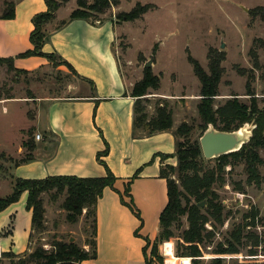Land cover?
<instances>
[{"label": "rangeland", "instance_id": "rangeland-1", "mask_svg": "<svg viewBox=\"0 0 264 264\" xmlns=\"http://www.w3.org/2000/svg\"><path fill=\"white\" fill-rule=\"evenodd\" d=\"M13 1L17 4L18 0H0V15ZM58 1L60 7L55 12V20L46 25L47 32L57 28L78 7V0ZM86 2L89 4L93 0ZM147 4L151 6L148 12L138 18L130 16L137 5ZM259 5H264V0H119L104 13H94L92 19H111L114 22V52L131 93L135 86L141 85L147 69L157 78L156 86L144 84L140 99L149 115L155 114L157 106L166 104L173 110L174 125L187 123L193 128V138L198 139L201 135V117L198 112L201 83L189 57L196 58L209 71V52H224L226 59L222 65L225 72L214 107L225 104L233 98V94L242 102L250 103V97L246 95L247 76L253 66L249 52L256 38H264V22L251 14V10ZM258 53L264 65V50L259 49ZM151 58L154 60L153 66L145 67ZM46 59L49 60V66L20 73L16 78L6 65L0 67V198L13 192L16 185L13 174L21 178V173L17 174L15 170V164L28 156L25 142L34 141L37 132L43 135L46 132L45 126L35 123L39 102L42 99L45 103L53 98L79 96L90 90V86L74 75L67 65L58 59ZM242 70L248 74L243 76ZM260 75L261 71L255 72L256 79L252 87L259 108H263L264 85ZM173 151L171 163L176 166L178 157L176 150ZM259 155L263 160V163L258 164L262 178L259 184L249 181L246 164L240 158L232 157L220 171L224 181L215 184L214 190L223 204V221H209L205 225L209 237L202 248L203 256L194 260L176 252L183 242L180 236L188 228L187 216L182 217L181 223L172 226L175 235L168 241L174 250V264H193L194 261L196 264H211L212 258L216 256L224 258L223 264H264V148L259 149ZM202 163L206 170L219 172L215 159L203 157ZM169 175L177 181L179 190H183L178 168L169 170ZM43 196L46 207L45 230L34 232L28 253L38 246L51 249L54 239L74 242L80 249L91 253L94 241L92 213L84 209L75 221H71L68 212L60 207L65 197L50 201L47 194ZM25 201L20 197L0 215V243L5 246L4 251L15 254L26 251L32 212L27 209ZM195 201L192 198V202ZM208 206L207 199L203 208ZM255 212L258 214L253 222L245 226V216ZM240 225L243 243L235 244L239 251L217 255L220 248L227 247L228 240H234V232ZM164 241L159 244L155 257H152L156 264H165V259L170 257L163 252ZM253 252L256 254L251 255ZM2 253L3 250L0 264H23L19 261L20 257L10 258ZM159 258L163 260L162 263L158 262Z\"/></svg>", "mask_w": 264, "mask_h": 264}, {"label": "crops", "instance_id": "crops-1", "mask_svg": "<svg viewBox=\"0 0 264 264\" xmlns=\"http://www.w3.org/2000/svg\"><path fill=\"white\" fill-rule=\"evenodd\" d=\"M45 10V0H18L15 17L0 18V56L15 58L33 48V18ZM114 43L111 19L97 23L74 19L50 30L45 52L59 54L95 87L91 90L87 83L89 93L45 103L42 99L35 123L45 126L46 132H37L40 139L35 135L33 160L15 165L21 178L104 177L107 169L116 176L113 187L107 186L97 202L96 257L81 264L146 263L145 254H150L160 233V215L168 203L161 170L173 164L171 157L163 159L161 154H172L178 146L177 125L149 136L135 130L136 98L121 72ZM15 65L33 72L49 66V60L39 55L16 58ZM104 151L106 155L100 156ZM21 197L26 203L27 192ZM4 247L0 243L1 250Z\"/></svg>", "mask_w": 264, "mask_h": 264}, {"label": "trees", "instance_id": "trees-1", "mask_svg": "<svg viewBox=\"0 0 264 264\" xmlns=\"http://www.w3.org/2000/svg\"><path fill=\"white\" fill-rule=\"evenodd\" d=\"M47 10L36 14L33 18L34 29L31 32L30 40L33 48L26 50L17 57H27L32 55H39L49 58L51 60L58 59L62 64L67 65L70 71L81 80L85 81L94 90L95 84L92 80L81 77L74 67L59 54L46 53L43 51V46L49 40L50 31H46V25L55 20V12L60 7L58 0H45ZM119 0H93L87 3L86 0H78V7L73 10L69 18L63 20L57 29L65 25L69 20L74 19H88L93 23L101 22L103 20H93L94 13L102 14L111 4H117ZM16 3L11 2L6 10L0 15V18L15 17ZM150 5H137L130 16L138 18L150 10ZM93 13V14H92ZM254 17H260L264 22V5L256 6L251 10ZM56 29V28H55ZM259 49L264 50V38H256L252 48L250 49V57L253 66L250 73L242 70V75L248 74L246 83V95L250 97V103H245L240 98L233 94V98L228 100L225 104L214 107L216 98L220 95L219 86L224 75V67L222 63L226 59L224 52L211 50L209 52V71L201 65V63L192 56L189 61L193 65L194 72L201 83L200 95L201 100L198 104V112L201 117V135L208 128L209 124H213L217 129L232 131L241 127L246 122H254L257 127L254 130L251 140L245 144L241 150L222 155L215 158L217 168L219 170H206L203 166L202 159L204 157L200 138L195 139L192 136L193 128L187 123H182L176 128L178 136V146L176 155L178 157V165L166 164L162 167L161 176L167 180L168 186V203L160 215V233L157 239L151 246V254L146 255L145 264H156L152 257H155L159 250V244L164 246L165 242L174 237L172 226L181 223L183 216H187L188 228L182 234L181 242L176 251L180 256H186L197 260L198 257L203 256V245L205 240L209 237L205 232V225L209 221L222 222L223 221V204L219 200V195L214 190L215 184H220L224 181L220 171L223 170L224 165L229 163L233 157L235 159L243 160L246 164L249 181L259 184L261 175L258 164L263 163L259 155V149L264 148V107L259 108L257 104V97L255 89L252 87L253 81L256 79L255 72L261 71L260 78L264 85V65L261 64ZM6 65L16 77L20 73L28 72L27 70L17 68L14 57H1L0 67ZM144 84L147 86H156L157 78L150 74V70H146L145 77L141 85L135 86L131 93L136 98L135 114H134V128L140 131L143 135L149 136L155 133L170 130L174 128L173 110L168 105L163 104L156 107L154 115L150 116L145 106L141 104V95ZM264 95V86L263 92ZM9 98V97H8ZM1 99V96H0ZM200 135V137H201ZM28 147V156L20 159L15 165L25 163L33 160V152L36 144L32 140L25 142ZM101 155H106L104 151ZM163 159L172 157V154H161ZM178 168L179 181L183 190H179V185L176 180L169 175V170L174 171ZM168 171V172H167ZM16 178V185L13 192L0 198V213L4 211L11 204L17 202L24 192H27V209L32 212V225L29 235L28 250L31 248V241L35 231L45 230L46 207L44 194L49 196L50 201H56L59 197H65L60 207L68 212V218L75 221L77 216L87 209V213H92L94 217V241L92 243L93 250L90 253L84 249H80L74 242H64L63 240L54 239L51 243V249H45L38 246L28 253V250L23 254H15L11 251H3V255L14 258L20 257V262L23 264H81L83 260L96 257V208L99 198L102 196L104 189L107 186L113 187L116 176L107 169V175L104 177H78V176H51L44 179H24ZM123 198V197H122ZM182 198L185 199L184 203ZM195 198V202H192ZM209 206L206 208L200 207L198 204L203 200H207ZM131 207L132 205L129 204ZM257 212L251 213L250 216H245L244 225H250ZM249 218L251 220H249ZM242 225L239 226L237 232H234V240L227 241L226 248H220L217 255H228L237 253L239 250L235 244L241 245L243 239ZM151 244L149 241L148 245ZM163 252H164V248ZM170 255L173 253L172 249H167ZM146 253V252H145ZM256 253H252L254 255ZM25 256L24 258H21ZM189 258V260H190ZM174 258H168L167 264H174ZM188 260V259H186ZM224 258L216 256L212 258L211 264H223ZM159 263L163 260L159 258ZM197 262L194 261L193 264Z\"/></svg>", "mask_w": 264, "mask_h": 264}, {"label": "water", "instance_id": "water-1", "mask_svg": "<svg viewBox=\"0 0 264 264\" xmlns=\"http://www.w3.org/2000/svg\"><path fill=\"white\" fill-rule=\"evenodd\" d=\"M222 47H224V44H222ZM153 61V58L148 60L145 63V67H152ZM256 127L257 124L254 122H246L236 130L226 131L217 129L213 124H209L200 137L204 157L206 159H215L222 155L241 150L251 140ZM198 205L204 207L206 200L200 202Z\"/></svg>", "mask_w": 264, "mask_h": 264}, {"label": "built area", "instance_id": "built-area-1", "mask_svg": "<svg viewBox=\"0 0 264 264\" xmlns=\"http://www.w3.org/2000/svg\"><path fill=\"white\" fill-rule=\"evenodd\" d=\"M36 138H37V139H40V138H41V135H40V134H37V135H36ZM171 245H172V244H171V242H169V241L164 243V246H163V248H164V253H165L167 256H170V258H174V257H172V256H174V250H172L173 253H172L171 255H170V253H168V250H167L168 248H169V249H172V248H171ZM0 255H1V248H0ZM175 258H176V257H175ZM167 260H168V258L165 259V264H167ZM176 264H177V262H176Z\"/></svg>", "mask_w": 264, "mask_h": 264}]
</instances>
